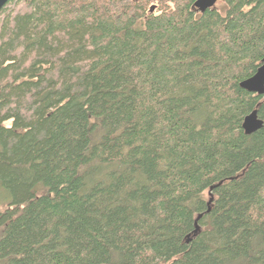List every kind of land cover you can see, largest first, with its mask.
<instances>
[{"label":"trees","instance_id":"1","mask_svg":"<svg viewBox=\"0 0 264 264\" xmlns=\"http://www.w3.org/2000/svg\"><path fill=\"white\" fill-rule=\"evenodd\" d=\"M194 1L2 6L0 264H264V0Z\"/></svg>","mask_w":264,"mask_h":264},{"label":"water","instance_id":"2","mask_svg":"<svg viewBox=\"0 0 264 264\" xmlns=\"http://www.w3.org/2000/svg\"><path fill=\"white\" fill-rule=\"evenodd\" d=\"M8 0H0V9ZM217 0H195L193 2V7L198 11H204L215 5ZM155 9V5H151L149 10L152 12ZM239 86L243 89L253 92L256 94H264V56L261 59L260 65L257 67L256 71L249 77L241 80ZM263 125V120L258 116L257 109H253L247 113L242 120L241 127L245 133L249 134ZM215 185H211L209 189H212ZM212 199L210 197L209 201ZM209 209V208H208ZM202 213H200L196 220L200 218ZM198 229V225L195 222V228L193 233Z\"/></svg>","mask_w":264,"mask_h":264},{"label":"rangeland","instance_id":"3","mask_svg":"<svg viewBox=\"0 0 264 264\" xmlns=\"http://www.w3.org/2000/svg\"><path fill=\"white\" fill-rule=\"evenodd\" d=\"M150 3H152V2H150ZM150 3L147 4V9L149 12H150L149 6L152 5ZM155 11H156V9H154L152 12H155ZM7 201H8V198L5 195V192L4 193L0 192V208H3L5 206V204L7 203Z\"/></svg>","mask_w":264,"mask_h":264}]
</instances>
